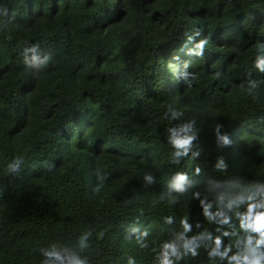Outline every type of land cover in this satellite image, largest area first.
<instances>
[{"label":"trees","instance_id":"obj_1","mask_svg":"<svg viewBox=\"0 0 264 264\" xmlns=\"http://www.w3.org/2000/svg\"><path fill=\"white\" fill-rule=\"evenodd\" d=\"M253 197L264 0H0V264H228Z\"/></svg>","mask_w":264,"mask_h":264},{"label":"clouds","instance_id":"obj_2","mask_svg":"<svg viewBox=\"0 0 264 264\" xmlns=\"http://www.w3.org/2000/svg\"><path fill=\"white\" fill-rule=\"evenodd\" d=\"M204 42L199 45V47H203ZM34 51V50H33ZM31 62L39 65L43 63L38 55H33L31 58ZM188 129L182 128L179 130H173V144L174 146L180 150L176 152L177 156L181 154H187L189 151L192 140L194 137L187 135ZM183 133V135H181ZM225 143H228L226 137L222 138ZM14 169V166H12ZM199 171V169H197ZM180 181L185 179L184 176L178 177ZM222 204L224 202V198L221 197ZM240 203L246 204L245 210L243 212H237V217L241 220V229L247 235L243 241L237 240V245L240 243L244 244V249L240 252L233 253L232 246H229L225 249L224 252H219L221 247V241L217 239L216 241V252L212 254L219 253L221 259H227L228 264H264V200L257 201L255 197L251 200H244ZM229 209L234 207L231 203L225 205ZM211 205H205V215L208 217L209 220L215 218V216H224L222 211H218L213 214L210 209ZM228 217H225L224 222H227ZM183 225L185 230L189 228L187 220L183 221ZM170 248L173 255H176V249L174 246L165 245V258L163 260V264H172V262L167 257V250ZM190 254L192 256H197L199 254L196 247H191L189 249ZM54 254V253H53Z\"/></svg>","mask_w":264,"mask_h":264}]
</instances>
